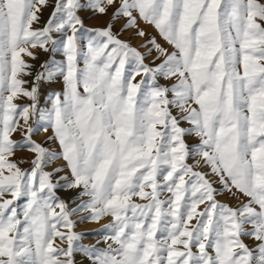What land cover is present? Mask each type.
I'll use <instances>...</instances> for the list:
<instances>
[{
	"label": "rangeland",
	"instance_id": "374dc122",
	"mask_svg": "<svg viewBox=\"0 0 264 264\" xmlns=\"http://www.w3.org/2000/svg\"><path fill=\"white\" fill-rule=\"evenodd\" d=\"M0 264H264V0H0Z\"/></svg>",
	"mask_w": 264,
	"mask_h": 264
},
{
	"label": "bare ground",
	"instance_id": "6f19581e",
	"mask_svg": "<svg viewBox=\"0 0 264 264\" xmlns=\"http://www.w3.org/2000/svg\"><path fill=\"white\" fill-rule=\"evenodd\" d=\"M245 1H246V0H245ZM242 2H243V1H242ZM52 6H53V5H52ZM52 6H51V7H52ZM50 10H51V9L48 10L47 15L42 19V24L47 20V17H48V14H49ZM35 11H37V8L35 9ZM33 12H34V11H33ZM38 12H39V11H38ZM184 95H185V98H188V93H185ZM52 139H53V137H52ZM54 139L57 140L58 138H54ZM54 139H53V140H54ZM56 143H57V142H56ZM58 150H59V149H58Z\"/></svg>",
	"mask_w": 264,
	"mask_h": 264
}]
</instances>
